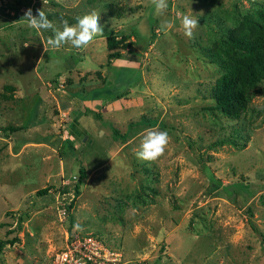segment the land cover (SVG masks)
Returning a JSON list of instances; mask_svg holds the SVG:
<instances>
[{"label":"rangeland","instance_id":"rangeland-1","mask_svg":"<svg viewBox=\"0 0 264 264\" xmlns=\"http://www.w3.org/2000/svg\"><path fill=\"white\" fill-rule=\"evenodd\" d=\"M167 2L157 16L151 0H0V240L17 239L0 264H54L72 233L126 264H264V79L237 118L212 92L216 52L236 51L229 39L263 21L264 0ZM28 8L57 28L94 11L104 32L53 48ZM185 15L199 21L193 39ZM112 32L133 45L110 49ZM147 130L170 136L155 162L135 155Z\"/></svg>","mask_w":264,"mask_h":264},{"label":"trees","instance_id":"trees-1","mask_svg":"<svg viewBox=\"0 0 264 264\" xmlns=\"http://www.w3.org/2000/svg\"><path fill=\"white\" fill-rule=\"evenodd\" d=\"M126 9L110 5L111 16H123ZM129 36L118 37V32H112L107 37V44L110 49H115L119 45L123 48L133 45L132 41L127 42ZM230 43L236 48L231 53L227 48L217 51V55L224 62V73L215 82L212 92L216 100L217 108L223 113L237 118L241 114L243 106L252 96V91L264 79V19L261 23L252 25L248 31H239L229 39ZM122 57L121 51H113L109 54L107 66L114 59ZM9 129H14L9 127ZM86 178L85 169L80 170L78 183L75 185V197L70 206L76 201V196L80 192V183ZM214 182H216L214 180ZM217 186L219 185L218 182ZM49 188L38 191L39 195L47 193ZM17 239L0 240V251L8 243L13 244ZM145 262V261H143ZM143 262L141 264H143ZM145 264V263H144ZM148 264V263H146Z\"/></svg>","mask_w":264,"mask_h":264},{"label":"clouds","instance_id":"clouds-1","mask_svg":"<svg viewBox=\"0 0 264 264\" xmlns=\"http://www.w3.org/2000/svg\"><path fill=\"white\" fill-rule=\"evenodd\" d=\"M48 0H43L46 4ZM155 8V14L160 16L168 7L167 0H151ZM22 19L28 22L30 28L36 31L51 30L53 36L47 40V45L53 48H60L62 45H71L74 48L89 47L98 35L104 32L103 26L100 24V17L96 12L85 14L76 19L75 24H70L68 20L62 19V28H57L55 23L49 19L43 8L37 9L35 15L33 10L28 8L25 10ZM199 21L189 15H185L181 21L183 34L188 39L194 38V31L197 29ZM172 27L170 21H162L160 30L167 33ZM46 51V46H44ZM170 142V136L167 131L147 130L143 135L139 150L135 151L138 160L145 162H155L165 153ZM79 229V225L75 226Z\"/></svg>","mask_w":264,"mask_h":264},{"label":"built area","instance_id":"built-area-1","mask_svg":"<svg viewBox=\"0 0 264 264\" xmlns=\"http://www.w3.org/2000/svg\"><path fill=\"white\" fill-rule=\"evenodd\" d=\"M54 264H126L124 254L93 233L67 234Z\"/></svg>","mask_w":264,"mask_h":264},{"label":"crops","instance_id":"crops-1","mask_svg":"<svg viewBox=\"0 0 264 264\" xmlns=\"http://www.w3.org/2000/svg\"><path fill=\"white\" fill-rule=\"evenodd\" d=\"M24 143H26V142H24Z\"/></svg>","mask_w":264,"mask_h":264}]
</instances>
